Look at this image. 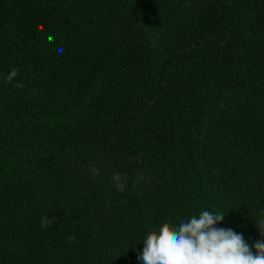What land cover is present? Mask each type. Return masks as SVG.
I'll use <instances>...</instances> for the list:
<instances>
[{
  "label": "trees",
  "instance_id": "16d2710c",
  "mask_svg": "<svg viewBox=\"0 0 264 264\" xmlns=\"http://www.w3.org/2000/svg\"><path fill=\"white\" fill-rule=\"evenodd\" d=\"M202 210L264 239V0H0V264H141Z\"/></svg>",
  "mask_w": 264,
  "mask_h": 264
},
{
  "label": "clouds",
  "instance_id": "9594fccd",
  "mask_svg": "<svg viewBox=\"0 0 264 264\" xmlns=\"http://www.w3.org/2000/svg\"><path fill=\"white\" fill-rule=\"evenodd\" d=\"M18 74L17 70H12L6 82L11 83ZM15 87L22 89L24 85L17 83ZM144 179V175L138 173L133 187ZM111 180L117 191H125L126 174L117 172ZM224 217L219 211L202 210L198 216L180 220L178 226L164 223L158 230L153 228L142 240L143 250L137 259L141 264H264V239L250 245L242 233L217 227ZM55 220V217L44 216L40 226H51ZM255 226L264 237V219L255 222Z\"/></svg>",
  "mask_w": 264,
  "mask_h": 264
}]
</instances>
